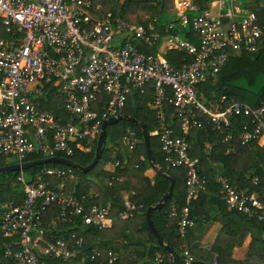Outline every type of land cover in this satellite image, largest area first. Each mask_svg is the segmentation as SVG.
Wrapping results in <instances>:
<instances>
[{
    "label": "built area",
    "instance_id": "built-area-1",
    "mask_svg": "<svg viewBox=\"0 0 264 264\" xmlns=\"http://www.w3.org/2000/svg\"><path fill=\"white\" fill-rule=\"evenodd\" d=\"M175 2L172 19L146 15L140 22H130L109 12L97 14L101 4L94 0H0V155L20 163L32 152L66 157L75 146L88 151L101 121L121 114L128 96L149 85L156 122L149 134L158 141L165 167H180L184 172L183 203L173 200L167 211L183 238L194 225L188 204L207 183L199 173L198 158L190 155V133L202 129L216 134L215 142L202 141L206 150L222 144L224 153L230 154L238 144L252 141L264 149V99L251 107L225 101L223 95L216 98L211 93L206 98L200 89L215 85L217 72L231 53L264 45V22L257 23L244 0L218 1L215 12L210 7L199 10L192 0ZM187 28L195 36L183 38ZM161 41L166 42L162 51ZM139 46L156 48L147 53ZM168 50L181 51L188 59L182 56L173 65L164 56ZM49 89L59 100L63 121L38 106L37 99L45 98ZM104 97L98 114L92 104ZM236 117H243L238 129ZM120 142L130 151L140 138L125 128ZM108 162L111 169L120 164L114 153ZM113 177L123 179L117 172ZM76 180L73 168L66 165L42 166L29 180L19 170L16 183L22 185L23 198L15 205L4 204L0 214V262L118 264L115 253L103 258L98 249L81 256L84 238L75 231L62 232L57 227L48 236L43 228L42 219L54 208L51 229L56 223L110 229L108 207L87 205L85 197L75 196ZM214 181L227 209L264 221V200L259 193L237 188L219 173ZM251 181L255 183L256 178ZM123 200L117 217L131 219L141 205L126 197ZM180 247L184 264H190L193 257L184 244ZM48 258L56 262L47 263ZM161 263L162 255H157L146 264ZM201 264H217L216 254Z\"/></svg>",
    "mask_w": 264,
    "mask_h": 264
},
{
    "label": "trees",
    "instance_id": "trees-1",
    "mask_svg": "<svg viewBox=\"0 0 264 264\" xmlns=\"http://www.w3.org/2000/svg\"><path fill=\"white\" fill-rule=\"evenodd\" d=\"M99 1L101 9L97 14L109 12L111 16H122L130 22H140L146 15L156 16L160 19L166 18L173 7V0H94ZM199 10L208 9V0H192ZM244 6L252 10L257 23L264 22V0H244ZM160 34L163 35V27L160 26ZM169 33H174L169 32ZM195 36L193 30H183V38ZM140 50L153 53L156 47L139 46ZM164 56L173 65L179 63L182 56L181 51L168 50ZM186 59L187 56H186ZM47 89V88H46ZM200 89L204 97L209 98L211 93L214 97L223 95L225 101L229 99L243 102L251 107L258 106L264 99V45L254 51H239L231 53L217 72V82L214 86L201 85ZM50 92L47 96L37 99L40 109L53 112L55 117L65 120V116L58 109L59 100L54 98ZM152 90L145 85L141 92L128 96L122 113L141 121L147 132L155 129V109L151 106ZM105 102V97L94 102L92 108L99 114ZM243 117L235 118V126L238 129ZM118 127H120L118 129ZM125 128L135 131L140 138L132 150L127 151L120 142V137ZM191 141L190 155L199 160V173L207 179L205 189L199 192L188 204V216L193 223L201 220H219L221 230L218 233L210 252H204L192 248L187 243V232L180 238L176 233L175 218L167 217L168 206L171 201L183 203L185 194V183L183 170L180 167L166 168L159 151V144L154 135H148L149 147L156 164L164 169L174 181L170 197L163 203L160 209L150 212L151 222L157 233L168 244L173 254V264H184L182 260V248L184 244L193 260L190 264H201L208 260L212 253L217 256V264H264V221L248 219L239 211L227 209L221 198L219 185L215 183L216 173L225 177L229 183L237 188L245 189L247 192H257L264 200V149L259 147L255 141L246 144H238L235 153H224V145L212 146L209 150L204 149L203 140L215 142L216 134L210 130L196 129L189 135ZM96 139L90 143L88 151H82L76 146L71 155L66 156L78 163L86 165L90 162L95 148ZM112 153L115 154L119 165L114 169L107 167ZM60 155V154H59ZM39 152L29 153L23 160L29 161L41 158ZM5 157L0 155V166L15 163L16 160L5 163ZM56 165L57 163H46L31 166L24 169L29 180L33 174L42 166ZM152 171L151 178L146 174ZM76 175L74 195L87 199V205L97 204L108 207V213L112 218L110 229L98 230L95 226H76L71 224L56 223L53 229L49 228L51 220L55 215V209L50 208L42 219L45 231L53 233L54 229L61 227L62 232H74L84 238L81 256L88 254L91 249L100 250L102 257H107L108 252L117 255L118 264H146L152 262L157 255H162V263L168 264L166 251L155 241L154 236L147 227L144 211L148 206L154 205L165 192L168 180L155 173L148 165L140 130L137 125L127 120H120L115 124L105 127L102 151L96 163L87 171L82 172L73 169ZM123 176L121 181L116 180L114 173ZM19 171L0 172V214L3 204H18L23 198V192L18 188L16 176ZM256 182L252 183L251 178ZM108 182L110 184H108ZM127 193V199L134 205H141L138 211H134L131 219L121 220L117 217L118 211L123 209V195ZM246 230L250 235V247L247 259L243 262L234 261L231 257V249L237 244L236 235ZM49 236V235H48ZM2 247L0 244V260ZM47 263L56 262L46 259ZM77 262V260H76ZM1 264H14L12 259H5ZM75 264V261H74ZM85 264L87 262L85 261Z\"/></svg>",
    "mask_w": 264,
    "mask_h": 264
},
{
    "label": "water",
    "instance_id": "water-1",
    "mask_svg": "<svg viewBox=\"0 0 264 264\" xmlns=\"http://www.w3.org/2000/svg\"><path fill=\"white\" fill-rule=\"evenodd\" d=\"M122 119L130 121V122H132L138 126V128L140 130L141 139H142V143L144 146L145 156H146L148 165L151 167V169L155 173H157L158 175H160L162 177L167 178V180H168V185H167L165 192L161 195V197L158 199V201L154 205L148 206L145 209L144 214H145V220H146L147 227L149 228L150 232L154 236L155 241L157 242V244L159 246L163 247L166 251V257H167L168 264H173L172 251H171L170 247L168 246V244L163 242V239L160 237V235L157 233L156 229L154 228V226L151 222V219H150V212L152 210H155V209H160L162 207L163 203H165V201L170 197L174 181L168 174H166V172L164 171V169L162 167H160L156 164V162H155V160L151 154L150 147H149V142H148L149 133L147 132L145 125L141 121L136 120L134 117L127 115L125 113H121V114H118L115 116H110V117L103 119L101 121V124L99 127V132H98V135L96 138L95 148L93 151L92 158H91L90 162L84 166L79 165L78 163L74 162L73 160H71L69 158L55 155V156L41 157L38 159L29 160V161H23L20 163L15 162V163L2 165V166H0V172L19 171V170L27 169V168L34 166V165L46 164V163H57V164H61V165H66V166L72 167L73 169L85 172L88 169H90L96 163L97 159L99 158V156L101 154L102 145L104 142L106 125L115 124Z\"/></svg>",
    "mask_w": 264,
    "mask_h": 264
},
{
    "label": "crops",
    "instance_id": "crops-1",
    "mask_svg": "<svg viewBox=\"0 0 264 264\" xmlns=\"http://www.w3.org/2000/svg\"><path fill=\"white\" fill-rule=\"evenodd\" d=\"M208 1L210 9L213 12L217 11L218 7L216 3L221 0ZM171 11H173V9ZM107 167L109 169L112 168L109 162L107 163ZM147 173L151 175L152 171L148 170ZM221 226L222 225L219 220L212 219L201 220L198 223H195L187 232V244L192 248L207 253L210 252L213 243L221 230ZM235 239L237 240V244L231 249V257L232 259H234V261L243 262L247 259V254L250 247V235L246 230H244L241 234L236 235ZM212 254L210 255V257L212 256Z\"/></svg>",
    "mask_w": 264,
    "mask_h": 264
},
{
    "label": "rangeland",
    "instance_id": "rangeland-1",
    "mask_svg": "<svg viewBox=\"0 0 264 264\" xmlns=\"http://www.w3.org/2000/svg\"><path fill=\"white\" fill-rule=\"evenodd\" d=\"M175 1H179V0H173V4H174V5H175V3H176ZM165 17L168 18V19H172V18L175 17V14H174L173 11H170L169 13H167V14L165 15ZM165 48H166V42H165V41H161V42H160V49H161V51L164 50ZM119 128H120V127H118V129H119ZM11 161H14V158L9 157V158H5V159H4V162H5V163L11 162ZM25 176L27 177V174H25ZM18 188H19V189H22V185L19 184V185H18ZM124 197H127V193H124L123 198H124ZM3 205H4V204H3Z\"/></svg>",
    "mask_w": 264,
    "mask_h": 264
}]
</instances>
